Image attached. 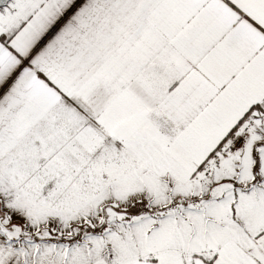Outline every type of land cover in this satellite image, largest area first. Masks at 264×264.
<instances>
[{
	"label": "snow or ice",
	"instance_id": "1",
	"mask_svg": "<svg viewBox=\"0 0 264 264\" xmlns=\"http://www.w3.org/2000/svg\"><path fill=\"white\" fill-rule=\"evenodd\" d=\"M0 264H264V0H0Z\"/></svg>",
	"mask_w": 264,
	"mask_h": 264
}]
</instances>
